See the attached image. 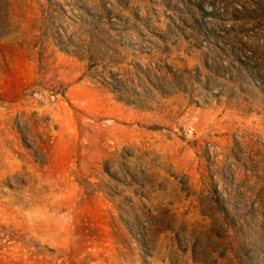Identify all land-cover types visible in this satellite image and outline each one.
Masks as SVG:
<instances>
[{"label":"rangeland","instance_id":"obj_1","mask_svg":"<svg viewBox=\"0 0 264 264\" xmlns=\"http://www.w3.org/2000/svg\"><path fill=\"white\" fill-rule=\"evenodd\" d=\"M0 221L54 264H264V0H0Z\"/></svg>","mask_w":264,"mask_h":264},{"label":"trees","instance_id":"obj_2","mask_svg":"<svg viewBox=\"0 0 264 264\" xmlns=\"http://www.w3.org/2000/svg\"><path fill=\"white\" fill-rule=\"evenodd\" d=\"M53 253L13 225L0 221V264H54L50 260Z\"/></svg>","mask_w":264,"mask_h":264}]
</instances>
